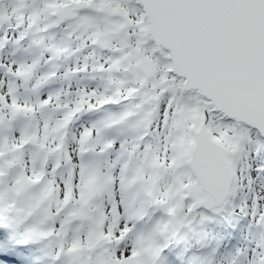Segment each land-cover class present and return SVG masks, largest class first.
Wrapping results in <instances>:
<instances>
[{"label":"snow or ice","instance_id":"snow-or-ice-1","mask_svg":"<svg viewBox=\"0 0 264 264\" xmlns=\"http://www.w3.org/2000/svg\"><path fill=\"white\" fill-rule=\"evenodd\" d=\"M0 264H264V0H0Z\"/></svg>","mask_w":264,"mask_h":264}]
</instances>
